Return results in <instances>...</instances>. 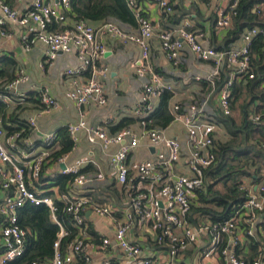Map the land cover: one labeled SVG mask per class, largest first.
I'll list each match as a JSON object with an SVG mask.
<instances>
[{
    "label": "built area",
    "instance_id": "built-area-1",
    "mask_svg": "<svg viewBox=\"0 0 264 264\" xmlns=\"http://www.w3.org/2000/svg\"><path fill=\"white\" fill-rule=\"evenodd\" d=\"M125 1L136 19V30H130L112 20L100 23L98 27L84 20H72L67 17L71 0H30L29 8L25 12H18L6 0H0V37L10 38L21 31L23 33L20 38L23 42H27L31 36L34 42L43 45L46 50L41 68L53 61L58 53L75 52L78 65L63 72V76L69 80L65 97L80 110L79 120L67 125L73 145L84 134L90 145L98 146L104 153L110 147L119 146L117 152L108 154V162L116 182L129 192L130 202L123 210V222L117 226L111 239L99 237V243L94 248L105 258L103 264H110L108 258L112 249L111 240L114 241L117 251L125 256L128 264H175L181 251L189 246L201 248V243L207 238V242L200 249L199 256L202 259L215 256L225 264H246V240L255 236L258 215L264 210V168L260 171L258 184L255 185L247 179L240 181L238 188L248 192V197L227 220L196 225L190 222L187 213L193 199L206 184V172L217 162L214 146L222 129L214 121L216 109L224 116H231V88L235 79H254L250 48L254 37L260 35L264 38V28L245 30L236 47L218 50L210 46L208 34L211 29L215 33L223 34L231 26L237 0H228L226 8H218L207 19L205 30L193 29L192 24L185 19L158 34L160 50L168 63L179 64L185 55V49H188L196 61L209 63L213 67L212 75L206 79L212 85L222 68L226 67L231 71L229 79L217 95L214 107L209 104L211 93L198 101L173 105L172 122L183 128L186 137L184 147L182 142L166 135L162 129L148 127L151 124L148 117L154 111L152 101L166 92H172L173 88L163 81L162 76L149 63V41L154 36L153 20L143 16L140 0ZM146 1L165 17L174 15L175 0ZM227 9L230 11L227 12ZM52 25H57L59 30L52 29ZM103 37L122 44H134L140 49L136 74L145 78L146 83L142 87L134 115L138 117L141 136L147 139L148 146L154 151L152 158L127 162L128 154L139 147L141 139L130 128L110 135L104 128L90 127L85 121V111L89 107H105L107 104L101 84V79L108 72V68L100 63L106 53L101 41ZM84 73L86 77L82 78ZM195 80L199 81L200 78ZM28 81L25 70L17 68L14 78L5 86L8 96L0 94V102H14L17 105L23 102L24 97L18 93V88ZM39 95L40 104L46 110L59 106L56 99L47 92L40 91ZM263 118L264 113L250 116L254 124ZM28 123L34 127L35 118H29ZM5 135L0 119V189L6 192L0 201V236L3 248L0 264H9L23 256L27 232L18 225L17 210L28 203L35 206L46 205L52 214V221L59 226L58 239L53 244V257L47 261H32L29 264H72L75 259L88 263L91 257L86 252L89 244L86 242L88 226L84 213L89 210L96 217H108L117 212V208L100 204L91 197L74 196L67 200L64 211L80 229V235L62 252L59 243L67 233L54 217L53 200L50 197H41L34 187L52 152L45 147L53 144L55 135H46L43 139L44 148L26 164H19L14 159V155L20 159L30 157L17 143L19 133L10 135L4 141ZM22 142L26 148L32 145L29 137ZM252 144H257L264 150V141H253ZM67 156L68 154L57 161L64 165L61 174L73 175L74 186L92 184L93 180L80 173L82 167L89 163L87 158H79L67 166ZM132 173L137 175L138 180L135 178L130 183L129 175ZM137 223L149 225L156 244L167 247L165 255H160L158 260L152 255L145 256L143 244L129 239V234ZM250 264H264V256L260 254Z\"/></svg>",
    "mask_w": 264,
    "mask_h": 264
},
{
    "label": "crops",
    "instance_id": "crops-1",
    "mask_svg": "<svg viewBox=\"0 0 264 264\" xmlns=\"http://www.w3.org/2000/svg\"><path fill=\"white\" fill-rule=\"evenodd\" d=\"M6 2L11 8L16 9L18 12H25L29 8L30 0H6ZM227 5L228 0H175L174 8H176V10L174 9V13H178L179 15L184 13L180 21L185 19L188 20L192 24L193 29L205 30L207 28V19L213 16L218 8H226ZM142 11L144 17L150 18L154 22V36L149 41V63L154 68V71L162 76L163 81L173 88V91L170 92L169 112H171L174 104H185L200 100L204 97L202 94V82L206 81V79L212 75L213 67L209 63L196 61L188 49H185V55L181 58L179 64L172 65L168 63L160 50L158 34L172 27L175 23L172 22L170 17H165L154 5L147 3L146 0L142 2ZM93 26L98 27L99 24H94ZM22 33L23 32L19 31L10 38L0 37V69L5 68L6 59H13L17 68H23L29 77L28 83L22 84L18 88V93L24 97L23 102L20 104L21 108L18 109L17 104L14 102L3 103L7 105V117L11 116V118L14 119L13 122L10 120L8 122V124H11L13 127L19 126L20 122L29 125L28 119L31 117L35 118L34 127L29 125L31 128L29 139L32 145L30 148L23 146V149L30 157L27 159H20L14 155V159H16L17 163L26 164L34 155L39 154L44 148L43 139L45 136L50 134L56 135L59 129L78 121L80 110L66 99L65 92L69 88V80L63 76V72L66 69L78 65L75 52L58 53L53 61L45 64L43 68H41L40 65L42 61L45 60L46 48L40 43L34 42L31 36L28 37L27 42H23L20 38ZM208 35V43L212 47L214 40L219 42L222 38V34L215 33L212 29ZM23 36H25V33ZM101 41L105 46L106 53L100 63L108 68L106 77L101 79L102 89L107 104L105 107L96 105L89 107L85 111V121L90 127H102L108 134L114 135L118 131L111 132V128L119 124L121 120L127 118L137 119L129 128L134 134L141 138L140 144L134 152L128 154L127 162L142 161L152 158L154 151L148 146L147 139L141 136L142 132L139 126V120L138 117L134 115V109L140 99L142 87L146 83L145 78L138 77L136 74V64L141 56L140 49L134 44H122L109 37H103ZM238 45L239 41L235 47ZM1 60L4 62H1ZM84 77H86V73L82 75V78ZM197 77L200 78L199 81L195 80ZM40 91H45L56 99L59 106L56 109L50 110H46L44 106L41 108L39 104H37V102L35 103L30 97V94L36 95V98L39 97ZM216 98L217 97H214L212 100L214 105H216ZM159 100L160 99H156L152 101L154 109L158 106ZM162 130L166 135L178 139L185 147L186 137L183 128L179 124L171 122ZM5 140L6 136L4 138V141ZM118 149V145L113 146L109 148L108 152L104 153L98 146L90 145L85 135L81 134L72 151L68 153L65 165L70 166L79 158H87L89 163L82 167L80 173L94 182L81 187L70 185L72 189H68L67 194H60L58 187H50L51 182L49 180L53 179L55 175H61V164L50 162L43 168L41 177L39 181L35 183L34 187L39 195L49 193L51 194V197H49L53 201L56 199L66 203L67 200L74 196L87 197L89 188L106 187L114 182L116 185L120 186L116 182L108 162V154L117 152ZM135 178L138 180L137 175L133 173L130 174L129 182L133 183ZM5 194L6 192L0 189V201ZM125 194L122 197L121 206L111 199L108 203L98 201L100 204L113 205L117 208V212L112 213V215L108 217H96L89 210L84 213L89 230L86 241L89 245L87 246L86 252L91 259L88 263L82 262V264L104 263L105 258L97 253L94 248V246L99 243L95 238L108 237L111 239L117 226L123 222V210L126 209L130 202L128 191L125 192ZM106 197L107 195L102 198ZM263 217L264 216H262V218ZM260 218L261 213L258 215L256 232L259 231L264 234V226H262L264 218ZM91 233H93L94 236ZM129 239L143 244L145 256L152 255L154 259L158 260L160 255H165L167 247H161V245L156 244L149 225L137 223L131 230ZM207 240V238H204L201 243L202 247ZM243 242L244 240H242V243ZM111 246L112 249L109 252L108 258L110 264H128L125 256L114 247L113 240H111ZM201 248L193 246L185 248L176 257L175 264H225L222 259L215 256L209 259H202L199 256ZM2 251L3 248L0 236V253ZM244 252V255L248 253V248H245ZM78 261L81 260L75 259L72 264H77Z\"/></svg>",
    "mask_w": 264,
    "mask_h": 264
},
{
    "label": "trees",
    "instance_id": "trees-1",
    "mask_svg": "<svg viewBox=\"0 0 264 264\" xmlns=\"http://www.w3.org/2000/svg\"><path fill=\"white\" fill-rule=\"evenodd\" d=\"M143 1L140 0V2ZM174 9L176 10V8ZM228 11L230 9H227ZM233 12L235 15L231 19V26L224 31L219 42L214 40L212 44L218 50L235 47L245 30L255 27L264 28V0H237V6ZM183 16L184 13L181 15L174 13L170 19L176 24ZM67 17L72 20H84L92 25L112 20L130 30L137 29L136 19L125 0H71ZM53 28L59 30L58 26L53 25ZM250 59L254 79L236 78L231 88V109L239 114V119L237 120L233 116H224L216 109L214 121L221 127L223 134L227 135V139L215 142L214 153L217 162L206 172V184L193 199L187 213V218L196 225L227 220L248 197V192L239 190L240 181L247 179L255 185L260 182V171L264 168V150L257 144L253 145L252 142L264 141V118L257 124L250 120V116L264 113V38L260 35L252 40ZM1 62L4 61L1 60ZM5 62V68L0 69V94L8 96L5 86L14 78L17 66L13 59H6ZM230 72V69L224 67L214 78L213 85L207 81L202 82V94L205 96L211 93V107H214L212 100L217 97L221 87L229 79ZM35 96L30 94L31 99L42 108L43 105ZM170 98L169 92L159 98L158 106L148 117L151 120L148 127L164 129L172 122L173 117L168 107ZM20 104L17 105L18 109L21 108ZM6 106L0 103V117L5 136L7 138L12 134L19 133L20 137L17 143L23 147L22 141L30 136L31 128L22 122L16 127L8 124L9 120L13 122L14 119L11 116L7 117ZM136 120L123 119L111 128V132L129 128ZM73 147L67 127L59 129L53 144L50 147H45L52 151L47 164L57 163L58 159L70 153ZM47 164L42 167L41 173ZM73 178V175H55L53 179L49 180L50 187H58L60 194H67L68 189H72L70 185H72ZM125 192L127 191L122 185L118 186L114 182L106 187L89 188L87 197H92L96 202L105 203L111 199L121 206ZM105 195L107 197L102 198ZM49 196L51 197L49 193L41 195V197ZM53 204L55 206L54 217L67 233L59 243L60 250L64 252L66 246L80 235V229L65 213L66 204L63 201L54 199ZM262 216H264V210L261 212V218ZM17 217L18 225L27 232L26 245L23 256L9 264H29L32 261L50 260L54 254L53 244L58 239L59 232V226L52 221L50 209L43 204L35 206L28 203L17 210ZM262 226H264V222H262ZM87 234H89V230H87ZM91 234L93 235V233ZM95 239L97 242L99 241L98 237ZM246 245L248 248V253L244 255L246 264H250L260 254L264 256L263 233L258 231L254 237H248ZM77 264H82V261H78Z\"/></svg>",
    "mask_w": 264,
    "mask_h": 264
},
{
    "label": "rangeland",
    "instance_id": "rangeland-1",
    "mask_svg": "<svg viewBox=\"0 0 264 264\" xmlns=\"http://www.w3.org/2000/svg\"><path fill=\"white\" fill-rule=\"evenodd\" d=\"M231 116L235 117L237 120L239 119V114H238L236 111H235V112L232 111ZM223 133H224V132L221 131V133H220V137H219L218 140H225V139H227V135H225V134H223Z\"/></svg>",
    "mask_w": 264,
    "mask_h": 264
},
{
    "label": "water",
    "instance_id": "water-1",
    "mask_svg": "<svg viewBox=\"0 0 264 264\" xmlns=\"http://www.w3.org/2000/svg\"><path fill=\"white\" fill-rule=\"evenodd\" d=\"M60 167H61V169H64V165L63 164H61Z\"/></svg>",
    "mask_w": 264,
    "mask_h": 264
}]
</instances>
